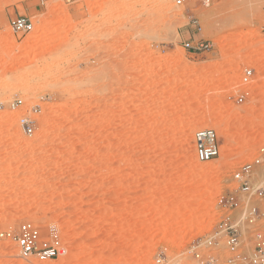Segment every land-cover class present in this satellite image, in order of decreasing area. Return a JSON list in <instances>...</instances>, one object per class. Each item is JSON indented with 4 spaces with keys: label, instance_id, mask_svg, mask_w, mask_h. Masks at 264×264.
Segmentation results:
<instances>
[{
    "label": "rangeland",
    "instance_id": "rangeland-1",
    "mask_svg": "<svg viewBox=\"0 0 264 264\" xmlns=\"http://www.w3.org/2000/svg\"><path fill=\"white\" fill-rule=\"evenodd\" d=\"M17 14L32 32L12 31ZM0 36V230L33 222L66 250L41 262L0 239V264H228L215 233L244 207L219 198L264 146V0H0ZM198 39L211 46L183 47ZM201 127L220 145L207 162L194 155ZM249 181L264 182V163ZM248 204L264 229V199Z\"/></svg>",
    "mask_w": 264,
    "mask_h": 264
},
{
    "label": "built area",
    "instance_id": "built-area-1",
    "mask_svg": "<svg viewBox=\"0 0 264 264\" xmlns=\"http://www.w3.org/2000/svg\"><path fill=\"white\" fill-rule=\"evenodd\" d=\"M177 5L184 4H201L208 6L211 0H175ZM8 24L13 32L20 35H27L34 29L33 21L25 15H11L8 18ZM183 47L191 52H200L208 49L211 42L205 39L194 41H183ZM253 68H245L240 76L239 85L245 87L250 84L253 79ZM248 92H241L236 100L242 102ZM23 106L20 98H15L9 104V109L13 111L19 110ZM35 119L32 114L23 112L18 117V123L23 132L27 135L33 133V124ZM194 155L197 161L207 162L220 154V145L217 133L212 127H201L193 132ZM264 163V146H260L254 157L243 163L239 170L233 174V179L238 183L233 191L222 195L219 198V204L224 209H237L244 207L243 214L236 220H222L215 235L221 234L225 245L230 253L227 258L228 264H264V229L259 227L262 213L255 204H248L252 198L257 200L264 199V182L252 185L249 181V175L253 166ZM242 194V195H239ZM244 204H246L244 206ZM249 233L250 248L244 250L245 239L244 234ZM0 239L12 241L18 247L19 253L24 256H35L38 261L45 262L47 259H53L65 253L60 237L54 230H50L48 234L42 235L40 227L33 222H23L16 231L11 228L0 230ZM216 239L212 236L206 237L200 245L211 247L215 245ZM199 245H194L195 256L200 257L198 252ZM210 259V257H209Z\"/></svg>",
    "mask_w": 264,
    "mask_h": 264
},
{
    "label": "bare ground",
    "instance_id": "bare-ground-1",
    "mask_svg": "<svg viewBox=\"0 0 264 264\" xmlns=\"http://www.w3.org/2000/svg\"><path fill=\"white\" fill-rule=\"evenodd\" d=\"M40 16H43V14H41ZM41 20L39 19V22H40ZM37 25H38V23H37ZM9 30H7V32H8ZM6 35V34H5ZM0 38H2L1 36H0ZM4 39H5V37H4ZM12 49L11 50H13V51H19V50H21V49H24V48H26V46L23 44V43H21V42H15L13 45H12V47H11ZM177 60H181V57L180 58H178ZM48 260V259H47Z\"/></svg>",
    "mask_w": 264,
    "mask_h": 264
}]
</instances>
